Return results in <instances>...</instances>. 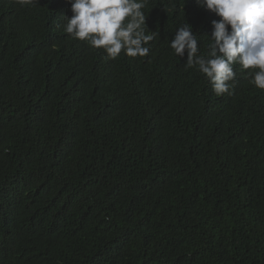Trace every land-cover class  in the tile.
<instances>
[{"label":"trees","instance_id":"trees-1","mask_svg":"<svg viewBox=\"0 0 264 264\" xmlns=\"http://www.w3.org/2000/svg\"><path fill=\"white\" fill-rule=\"evenodd\" d=\"M66 0H0V264H264V90L169 43L211 14L149 0L146 57L64 31Z\"/></svg>","mask_w":264,"mask_h":264},{"label":"clouds","instance_id":"clouds-1","mask_svg":"<svg viewBox=\"0 0 264 264\" xmlns=\"http://www.w3.org/2000/svg\"><path fill=\"white\" fill-rule=\"evenodd\" d=\"M35 0H18L22 6ZM64 31L93 49H103L109 59L122 52L129 57H146L157 32L150 30L145 9L149 0H66ZM210 19V42L200 53L192 23L178 26L169 43L174 54L186 59V68L201 73L219 96L231 95L237 70H247L249 84L264 90V0H192Z\"/></svg>","mask_w":264,"mask_h":264}]
</instances>
